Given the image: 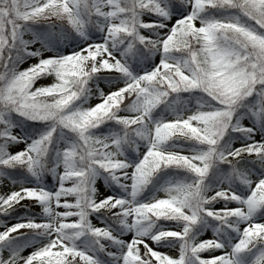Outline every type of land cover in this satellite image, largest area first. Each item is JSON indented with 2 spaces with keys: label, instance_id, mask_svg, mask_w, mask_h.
I'll use <instances>...</instances> for the list:
<instances>
[{
  "label": "snow or ice",
  "instance_id": "snow-or-ice-1",
  "mask_svg": "<svg viewBox=\"0 0 264 264\" xmlns=\"http://www.w3.org/2000/svg\"><path fill=\"white\" fill-rule=\"evenodd\" d=\"M0 264H264V0H0Z\"/></svg>",
  "mask_w": 264,
  "mask_h": 264
}]
</instances>
